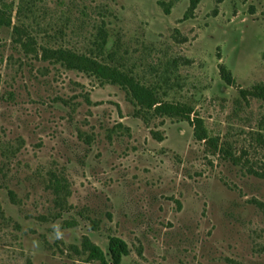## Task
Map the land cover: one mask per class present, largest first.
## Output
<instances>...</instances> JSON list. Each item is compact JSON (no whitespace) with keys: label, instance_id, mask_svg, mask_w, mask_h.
I'll return each instance as SVG.
<instances>
[{"label":"rangeland","instance_id":"obj_1","mask_svg":"<svg viewBox=\"0 0 264 264\" xmlns=\"http://www.w3.org/2000/svg\"><path fill=\"white\" fill-rule=\"evenodd\" d=\"M193 1L0 0V264H103L87 242L114 264L111 238L119 264H264V101L241 95L264 84V0ZM45 47L161 84L210 140Z\"/></svg>","mask_w":264,"mask_h":264},{"label":"trees","instance_id":"obj_2","mask_svg":"<svg viewBox=\"0 0 264 264\" xmlns=\"http://www.w3.org/2000/svg\"><path fill=\"white\" fill-rule=\"evenodd\" d=\"M197 4V0L193 1L191 9H195ZM23 5L27 6L28 2ZM106 37L105 30L101 27L96 39V50L99 53L103 54L106 49ZM43 52L49 58L54 59V62L65 65L69 70L92 74L100 79L106 80L108 83L120 86L132 98V102L139 106V113L142 117L145 116L146 118L150 115L152 117L163 116L186 119L193 125L195 140H210L204 119L195 113L194 106L191 103L166 100L164 97H168L169 94L166 93V90L161 84H146L132 71H126L116 65L103 63L98 59V55L94 56L93 53H79L64 47H58L55 50L45 47L43 48ZM219 71L220 76L228 85L234 84V78L231 72L224 65H219ZM167 81L166 85L168 84ZM247 94L264 101V84L255 86L249 92H241L243 96ZM87 247L90 252V257L96 258L103 264H106L104 255L97 246L87 242ZM109 252L114 264H119L122 257L127 255V245L118 238H111L109 241Z\"/></svg>","mask_w":264,"mask_h":264},{"label":"clouds","instance_id":"obj_3","mask_svg":"<svg viewBox=\"0 0 264 264\" xmlns=\"http://www.w3.org/2000/svg\"><path fill=\"white\" fill-rule=\"evenodd\" d=\"M57 236L59 237V232H57Z\"/></svg>","mask_w":264,"mask_h":264}]
</instances>
